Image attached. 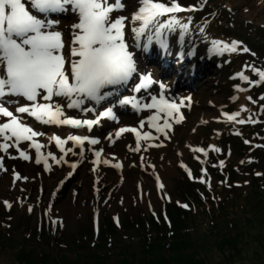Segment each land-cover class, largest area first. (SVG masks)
Returning a JSON list of instances; mask_svg holds the SVG:
<instances>
[{
    "label": "rangeland",
    "instance_id": "obj_1",
    "mask_svg": "<svg viewBox=\"0 0 264 264\" xmlns=\"http://www.w3.org/2000/svg\"><path fill=\"white\" fill-rule=\"evenodd\" d=\"M233 1L235 7H240L242 4L249 2L250 5H253L258 10H264V5L260 6L253 0ZM174 2L178 3L182 9L196 8L197 10L204 9L205 11L204 13H199L201 18L193 16L188 20L180 22L181 24L186 23L188 25L187 29L176 25L174 31H168L166 35H163L164 47H178L181 50H185V53L190 55L192 59L186 61L182 66L177 65L175 62V68L171 67L173 69L171 71L173 72L167 71L164 79L158 78L160 70L154 65L147 63L150 55H148V58L143 55L144 60L142 62L137 60L140 65L138 69L148 67L153 72V75L149 73L153 81L149 84L152 88L144 91L141 95V106L146 112L128 113L127 108H117L122 109L120 111L122 113L119 114V121L108 123L110 124L109 133L100 134L98 129L94 131V134H98L101 138L106 139V142L101 143L93 149H88V153L84 157H81L79 151L75 150L74 153L78 154V157L75 159L82 166L74 178H70L71 180H67L66 182L67 177H69V167L66 164H55V160L48 156L49 152L54 154L56 158H60L62 155L57 154L52 142H44V148L39 154L35 152L34 148L28 147L31 141L20 142L19 147L21 150L27 148L28 154L31 157L29 160L21 158L16 148H10L4 154L7 158L8 168L0 175V264L15 263V261L8 258L13 257V253L16 250L15 247L21 242L28 247H34L39 254L41 250L47 251L51 262L56 264L58 261H61L59 262L61 264H66L65 258L76 259L79 253H84L87 258L88 255L93 257L92 251H101L103 254L107 252L110 254L108 258L109 263L116 264L117 257L115 251L118 247L110 246L109 244L110 247L97 248L95 244L101 240L96 230L99 227L101 230L105 229L109 219H112L116 224H122V222L124 224L127 223V225L130 223H146L152 213L158 214L165 210L166 204H169L170 208H172L174 202L179 203L182 201L181 197L185 199L187 193L191 192V185L186 184L182 170L189 172L190 164H201L202 161L203 163L207 161V157H204V145L211 137L216 139L218 149L222 152L219 162H224L223 167L229 166L231 168L235 166L239 167L241 172H251V175L245 173L234 175V183L226 182L225 189H220L221 197L227 195L226 189L233 184L237 187L235 192L242 189L251 190L254 186L252 174L257 175V173L264 172L263 132H257L256 134L243 133L246 136L245 142L247 141V143H244L246 147L243 150L239 143L240 139L237 136L228 137L224 135L222 137L220 134V125L231 122L227 119V115H231V113H228L225 106L227 101L235 102L237 99L236 93H229L230 86L234 85V83H230V80H234L235 78L239 80V83L235 85V89H238L237 91L244 88L246 90L247 86H254L251 100H247L248 102L246 101L247 103L245 104V108L251 107V109H238L237 111L240 114L236 119H253L259 122L257 124L263 130L264 81L254 84H250L248 81V85L246 86L242 84L241 77L237 75V73L245 72L244 75L248 76L249 80L259 81L260 77L258 73L253 71V69L264 71V60L260 56L263 55V52L255 53L250 50L244 56L236 55L235 60L239 62V69L238 67L234 71H231V67L227 69L226 67L228 66H224L225 60H220V62L218 58L222 52L220 48L223 49L231 43L221 40L215 42L211 38H208L205 30H198L199 26H201L200 24H203L202 21H209L211 19L213 16L212 12L203 7L200 9L201 0H174ZM123 3L125 7L120 11L114 12L112 14L113 18L118 15L131 17L133 12L136 11L135 7L138 4V0H123ZM57 15L56 17L49 18H60V27L63 28L65 33L68 31L66 26L77 21V17L71 13H58ZM173 15L177 19L178 16H185L183 12L174 13ZM194 20H197L200 24H196ZM135 26L134 23L129 21L125 32L126 42L127 38L130 39L129 36L131 38L134 37L135 34L132 32V28ZM145 42L146 40L144 41V45ZM157 42L159 43L158 39L154 36L151 42L146 43L148 47L149 45L150 48L154 47L152 52L154 55H157L155 54L158 49L156 46ZM217 62L221 65L218 66ZM243 62L245 64L250 63L248 65H251V67L245 69L241 65ZM229 64L232 63L230 62L227 65ZM172 65L174 66V64ZM176 68H180L185 77L175 73ZM192 71H194V76L190 74ZM132 87L133 89L135 88V83ZM161 96L169 102L184 101L181 105V112H161L159 108L145 107V105L153 102V97L159 100ZM12 99L24 102L23 97H12ZM65 100L63 97H54L55 103L62 106L63 112L68 107ZM181 116L183 117L182 119ZM152 117H155V119L153 120ZM7 119L2 117L1 120L6 121ZM165 120L168 121L167 125H165ZM140 121H144L143 127H140ZM122 125H136L144 133H152L154 136L153 141L162 145L153 148L148 141L142 140L141 137L139 142L140 151H135L134 149L137 146L136 136L130 132L122 133L119 138L114 135L113 130L121 128ZM237 126V123L236 125H228V127L234 129H237ZM44 136L43 134L34 139L37 142H43L46 140ZM3 142L0 139V143ZM8 143H12V141H8ZM101 148L103 149V154H107L109 165L122 160L121 167H119L120 172L116 169L114 171L110 167L99 168L103 170H97L96 172L94 169L96 164V161L93 159L94 152ZM201 148L204 149V152L197 151V149ZM245 149H247V155L245 154ZM0 154L2 153L0 152ZM141 154L144 155L142 159H140ZM45 157L52 164L48 169L49 171L42 170ZM37 158L41 160V163L35 162ZM155 159L159 160V173H156V171H153V173L148 168L150 167V163H153ZM243 165L244 167H242ZM12 171H19L22 174V178L14 182ZM206 171L210 172L209 169ZM164 172H166L165 176ZM211 172L210 174L207 172L203 174L207 175L206 180L210 184H213L217 178ZM157 174L159 178H162L160 179L161 181H158ZM23 177H28V179L25 180ZM63 183H65L64 190L59 193L61 190L60 186ZM142 183L143 185H141ZM160 185H163V187H160ZM146 187L152 188V198L148 194L145 195ZM42 188L44 190L43 193ZM249 194L247 196H240L239 201L243 199L240 204L242 203L243 208L247 203L248 207L255 210L254 206L257 204V199L254 201L251 198L255 196L252 194L249 196ZM189 199L187 197L185 202L187 203ZM247 199L251 201H247ZM262 199H264V196ZM6 201L8 202L7 204L5 203ZM238 206L237 208L240 211L241 207ZM29 207L32 208V211H29ZM7 208H11L12 211L5 218L4 214H6ZM231 216L232 214L224 217L226 218L224 223L229 225V228H226L225 231L230 236L240 230L239 228L230 226V222L232 221ZM256 216L258 217V215ZM161 217L164 219L163 225L169 226L171 223L172 225L174 224L170 216L167 218L166 215L165 217L161 215L158 216L157 220L159 221ZM153 218L156 220L154 215ZM6 219L8 220L7 225H11L9 228L6 227L5 221H2ZM168 219L170 220L169 222ZM1 222L5 225H2ZM42 222H45L47 228L50 229L47 231V238L39 236L41 234L39 228ZM209 227L210 224L206 229H209ZM57 229H59V232L54 234V231ZM92 231L95 234L94 239L89 237ZM84 234L89 235L87 236V241L89 245L92 244L90 248L83 246L87 242L82 239H79L76 244H72L71 240L73 238ZM2 235H6L7 239L5 237L1 238ZM213 239L220 240L221 238L215 235ZM245 240H248V247L244 243L241 245L243 248L242 259L239 255L236 256L235 251L232 252L233 256L230 254L231 258H227L228 260L225 258L229 252L224 254V256L220 252H213V263L248 264L246 262L248 259H254L253 261H249V264H253L254 262L256 264H264L263 259L262 261L259 256L252 255L257 244L256 239L250 240L248 237H245ZM137 242L136 247H140L141 245ZM243 256L247 257L243 258Z\"/></svg>",
    "mask_w": 264,
    "mask_h": 264
},
{
    "label": "snow or ice",
    "instance_id": "obj_2",
    "mask_svg": "<svg viewBox=\"0 0 264 264\" xmlns=\"http://www.w3.org/2000/svg\"><path fill=\"white\" fill-rule=\"evenodd\" d=\"M138 4L131 17L118 15L113 18L114 12L125 7L123 0H0V117L8 118L0 121V139L4 141L0 143V150L7 153L10 147L16 148L21 158L29 160L31 157L27 148L21 150L19 147V142L23 140L31 141L28 147L34 148L37 154L40 153L42 145L34 138L43 133L29 126L24 121V114L44 124L86 127L89 131L94 125H98L99 117L92 120L62 118V106L54 102V97H67L70 100L68 107H79L84 98L102 100L104 95H108L100 94V90L106 85L124 84L128 81L137 71L134 54L129 50L125 37L129 21L136 25L132 28L135 36H146L149 42L154 36L159 39L168 31H174L176 25L183 29L188 27L173 15L183 11L174 0H138ZM51 13H71L77 17V21L67 25L68 31L65 33L60 27L61 19L49 18ZM160 43L164 44V41L160 40ZM237 43L234 41L221 51L226 49L235 52ZM144 47L147 48L148 44ZM243 50L248 51L247 48ZM253 71L258 73L259 81L249 80L243 72L237 75L250 84L264 81V71ZM152 82L146 77L136 90L139 91ZM73 96H80L81 99L74 100ZM12 97H23L31 103L20 104ZM248 99L251 100V97ZM120 103H132V100L125 98ZM183 103L184 101L179 104L169 102L161 96L159 100L153 97V102L145 107L159 108L161 112H179ZM6 105L13 106V110ZM239 114L236 112L227 115V119L235 120ZM111 115V109L100 113L103 117ZM246 122L253 121H238L240 124ZM167 124L168 121L165 120V125ZM126 132L137 133V146L134 150L140 151L141 136L136 128L121 127L115 135L119 137ZM148 137L149 134L145 133L143 138ZM50 139L55 141L61 152H65V144L72 142L81 149V155L85 142L93 146L100 144L98 138H90L88 135L69 134L66 138L53 135ZM215 150L220 151L218 148ZM197 151L204 152V149ZM102 152L101 148L94 155L99 158ZM67 153L76 154L72 147L67 148L65 154ZM48 156L58 164L63 160V156L57 159L51 152ZM2 161L3 157L0 156V168L3 167ZM35 162L41 163V160L37 158ZM101 162L109 163L107 159ZM220 163L223 165L224 162ZM45 167H48L47 157ZM115 167L119 168L121 165L117 163ZM71 168L75 169L76 164H71ZM68 175L71 176L72 173L69 172ZM19 178V174H16V179ZM23 179L27 180L28 177ZM29 211H32L31 207Z\"/></svg>",
    "mask_w": 264,
    "mask_h": 264
},
{
    "label": "trees",
    "instance_id": "obj_3",
    "mask_svg": "<svg viewBox=\"0 0 264 264\" xmlns=\"http://www.w3.org/2000/svg\"><path fill=\"white\" fill-rule=\"evenodd\" d=\"M206 1L207 8L217 11V15H213L207 25L211 36L220 40H233L241 43L239 53H245L243 49L247 48L263 52L264 55V10H258L249 2L240 7H235L233 0ZM253 1L260 6L264 5V0ZM263 130L259 126L251 125L244 131L264 133ZM242 145L244 149L246 145L240 144V146ZM246 150L244 151L247 155ZM193 172L199 175L201 166L195 167ZM213 172L219 179L213 187H209L204 181H193L188 178L185 180L186 184L191 185V192L187 193L185 199L190 198L189 201H192L191 205L196 206V211L191 205L189 209H185L173 204L172 208L169 207L168 216L172 218L174 224L171 223L169 226L163 225L164 219L162 217V220L156 219V222L151 216L146 223H130L131 225L126 223L122 228L115 227L109 219L106 226L107 232L102 231L100 234L101 241L96 242L95 245L97 248L117 246L115 251L116 264H212L213 252H220L223 256L229 252L225 259H230V254L233 256L232 252L235 251L236 256L239 255L241 258L243 255L241 245L244 243L248 247V240H245V237H248L250 240L256 239L257 241L252 255L259 256L261 260H264V199H262L264 196V172L259 173V175L252 174L254 186L251 190L242 189L235 192L237 187L233 184L228 186L227 195H223V197L220 195V189H225L226 182L234 183V175H241V173L251 175V172H241L240 168L235 166L225 167L222 170L216 167L213 168ZM248 194L255 196L251 198L254 201L257 199V204L254 206L255 210L248 207L247 203L243 208L242 203L240 204L243 200L239 201L240 196H247ZM247 201L251 200L247 199ZM261 202L262 204H260ZM208 203H211V206H208ZM237 206L241 207L240 211ZM231 214L230 226L240 230L230 236L225 231L229 225L224 223L226 221L224 217ZM209 224V229H206ZM90 234L91 236L84 234L85 236L75 237L71 242L76 244L79 239H82L87 242L83 246L90 248L92 244L89 245L87 236L93 239L95 237L93 232ZM215 235L221 239L214 240ZM39 236L47 238V231L44 230ZM3 237L7 239L6 235H2L1 238ZM136 242L141 245V248L136 247ZM15 248L13 257L8 258L15 261L13 264H56L51 262L47 251L41 250L39 254L34 247H28L23 242ZM91 253L93 257L88 255V258L84 253H79L76 259L66 256V264H110L108 261L110 254L107 252L103 254L101 251H92ZM253 260L248 259L246 262L249 264V261ZM59 262L61 261H58L57 264H61Z\"/></svg>",
    "mask_w": 264,
    "mask_h": 264
},
{
    "label": "bare ground",
    "instance_id": "obj_4",
    "mask_svg": "<svg viewBox=\"0 0 264 264\" xmlns=\"http://www.w3.org/2000/svg\"><path fill=\"white\" fill-rule=\"evenodd\" d=\"M3 121V120H2ZM41 139V138H40ZM166 175V172H164V176ZM145 195L146 194H148V195H150L151 196V194H152V188L151 187H146V190H145ZM150 198H152V196L150 197Z\"/></svg>",
    "mask_w": 264,
    "mask_h": 264
}]
</instances>
